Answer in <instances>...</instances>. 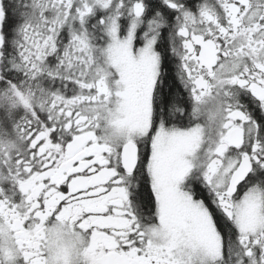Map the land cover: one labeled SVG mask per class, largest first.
Here are the masks:
<instances>
[{
  "label": "snow or ice",
  "instance_id": "snow-or-ice-1",
  "mask_svg": "<svg viewBox=\"0 0 264 264\" xmlns=\"http://www.w3.org/2000/svg\"><path fill=\"white\" fill-rule=\"evenodd\" d=\"M0 264H264V0H0Z\"/></svg>",
  "mask_w": 264,
  "mask_h": 264
}]
</instances>
